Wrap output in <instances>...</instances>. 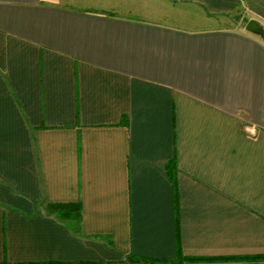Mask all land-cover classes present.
Masks as SVG:
<instances>
[{"label":"crops","instance_id":"1","mask_svg":"<svg viewBox=\"0 0 264 264\" xmlns=\"http://www.w3.org/2000/svg\"><path fill=\"white\" fill-rule=\"evenodd\" d=\"M250 19L264 0H0V264H264Z\"/></svg>","mask_w":264,"mask_h":264},{"label":"trees","instance_id":"2","mask_svg":"<svg viewBox=\"0 0 264 264\" xmlns=\"http://www.w3.org/2000/svg\"><path fill=\"white\" fill-rule=\"evenodd\" d=\"M48 210L61 222L75 225L76 227L81 223L82 213L80 203H54L49 205ZM181 256L179 255V257L172 259V261L175 264H183V262H180Z\"/></svg>","mask_w":264,"mask_h":264},{"label":"water","instance_id":"3","mask_svg":"<svg viewBox=\"0 0 264 264\" xmlns=\"http://www.w3.org/2000/svg\"><path fill=\"white\" fill-rule=\"evenodd\" d=\"M246 30L260 35L264 41V25L256 19H250L245 25Z\"/></svg>","mask_w":264,"mask_h":264},{"label":"rangeland","instance_id":"4","mask_svg":"<svg viewBox=\"0 0 264 264\" xmlns=\"http://www.w3.org/2000/svg\"><path fill=\"white\" fill-rule=\"evenodd\" d=\"M233 21H234V22H237V24H238L239 22H240V23H241V22H242V23L244 22V21H242V20L239 19V18H236V19H234Z\"/></svg>","mask_w":264,"mask_h":264}]
</instances>
